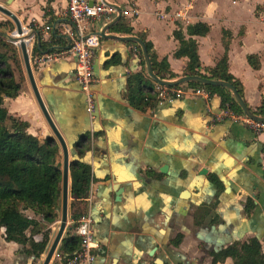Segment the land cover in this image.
Returning <instances> with one entry per match:
<instances>
[{
	"label": "crops",
	"instance_id": "0c3cea01",
	"mask_svg": "<svg viewBox=\"0 0 264 264\" xmlns=\"http://www.w3.org/2000/svg\"><path fill=\"white\" fill-rule=\"evenodd\" d=\"M106 1L121 9L135 5L139 13H122L114 25L118 15L112 20L96 19L89 23L87 32L108 27L107 35H135L152 42L157 60L169 62L173 78L168 80L188 75L190 70L189 57L175 55L180 45L175 29L181 28L186 38L197 39L204 68L214 67L221 59L225 52L223 30H230L229 70L242 82L247 104L252 108L260 105L264 97V0H231L229 7L219 0ZM0 3L13 12L25 35H15L16 22L1 11L0 33L21 38L37 31L28 43L34 79L66 142L75 145L84 135L90 138L84 159L92 166L93 180L80 207L94 220L97 264H157L159 259L160 264H209L211 252L253 237L264 250V132L257 134L231 119L219 120L223 111L219 94L210 97L188 92L151 110L137 108L128 99L127 87L129 75L143 70L140 56L133 50L138 44L101 36L94 60L96 108L90 114L74 75L73 57L43 65L33 60L38 37L41 43L50 44L56 29L65 43L53 47L67 46L65 27L72 25L68 0ZM245 6L249 17H242ZM258 7H262L260 13ZM177 11L185 12L188 19L176 18ZM160 12L167 15L162 18ZM121 21L132 33L117 30ZM200 21L210 24L211 30L205 36H193L192 26ZM17 49L26 70L22 50ZM249 54L259 55V69L250 65ZM145 72L149 76L146 66ZM25 77L26 86L19 96L6 100L9 111L28 121L33 135L40 139L52 136L58 141L27 73ZM188 84L183 87L188 89ZM59 161L63 168L61 145ZM165 166L166 172L162 171ZM204 169L206 173H201ZM71 199L70 189L65 234L75 223ZM249 199L254 205L251 210L247 209ZM60 219L61 215L52 229L57 224L59 228ZM0 230L4 235L5 228ZM180 234L183 238L175 244ZM152 249L155 251L150 254ZM57 264L67 263L59 256Z\"/></svg>",
	"mask_w": 264,
	"mask_h": 264
},
{
	"label": "trees",
	"instance_id": "16d2710c",
	"mask_svg": "<svg viewBox=\"0 0 264 264\" xmlns=\"http://www.w3.org/2000/svg\"><path fill=\"white\" fill-rule=\"evenodd\" d=\"M118 31L132 33V28L121 21ZM211 30V25L197 22L192 26L193 36H205ZM243 32L241 31L240 34ZM141 37V36H140ZM174 37L179 40L176 57H189V75H202L206 78L224 80L234 84L244 98V87L229 70V50L232 32L223 30L225 52L214 67L204 68L198 53V41L194 37L186 38L181 28L174 30ZM55 30L50 44L41 43L34 49L35 55H42L62 48L53 47L64 44L65 40ZM155 73L163 79H172L173 75L167 59L158 61L152 42L144 40ZM69 43V42H68ZM140 47V46H139ZM248 62L254 69L261 67L258 54H249ZM143 70L130 74L128 77V99L137 108L154 109L159 103L158 92L154 88L153 80L145 72V60L140 56ZM26 86V77L17 47L7 40L4 33H0V228H5L4 239L22 246L21 252L39 258L47 249L52 228L51 224L58 220V209L62 196V163L59 161L60 145L49 136L40 139L29 132L30 123L12 114L7 106V99L19 96ZM188 87L205 89L209 96L219 94L222 97V108L230 109L234 113L243 111L232 92L223 86L205 85L189 82ZM249 106V105H248ZM250 107V106H249ZM250 109L259 116H264V97L258 107ZM90 138L84 135L74 147L80 158L70 162L71 176V208L75 223L63 237L59 251L62 261L67 263L76 252L82 249V238L76 233L80 218L86 214L81 204L87 198L93 180L92 166L85 161V155L90 149ZM211 178L217 182L215 176ZM251 200L247 209L251 210ZM29 210L33 213L29 214ZM204 217V215H203ZM43 222L48 226H43ZM196 214V224H199ZM36 236H41L36 239ZM180 234L175 244L182 240ZM97 254V250H94ZM212 260L209 264H218L231 259L232 264H264V250L260 240L256 237L243 242H234L218 252H211Z\"/></svg>",
	"mask_w": 264,
	"mask_h": 264
},
{
	"label": "built area",
	"instance_id": "2783aa9c",
	"mask_svg": "<svg viewBox=\"0 0 264 264\" xmlns=\"http://www.w3.org/2000/svg\"><path fill=\"white\" fill-rule=\"evenodd\" d=\"M119 9L115 4L107 3L104 0H68L67 14L72 22V25L65 27V32L68 36V46L62 50H53L42 55H36L34 61L43 65L52 63L56 60L65 57H73L76 60L74 75L80 83L85 94L87 111L93 114L96 108V100L93 90V84L96 81L94 75V60L97 48L100 46V37L95 33H88V25L96 19L112 20L119 14ZM136 16L139 13L137 6L133 5L126 9H121V14ZM162 18L166 13L159 14ZM174 16L187 20L188 15L185 12L177 11ZM47 29H51L48 25ZM15 35L21 36L16 33ZM30 39V38H29ZM29 39H26L28 48ZM12 42L20 47L21 39L16 38ZM138 56H143L142 49L138 45L133 48ZM154 88L158 92L160 103L173 98H182L186 93L192 95L208 94L205 89L188 87L185 89L182 85L167 86L157 81H154ZM231 119L235 122H241L248 125L259 134L264 132V122L256 121L247 117L244 113L237 114L230 109H223L219 120ZM93 218L90 214H84L80 220L76 233L82 238L83 247L70 258L67 264H97V254L94 250L98 246L93 236Z\"/></svg>",
	"mask_w": 264,
	"mask_h": 264
},
{
	"label": "water",
	"instance_id": "95a60500",
	"mask_svg": "<svg viewBox=\"0 0 264 264\" xmlns=\"http://www.w3.org/2000/svg\"><path fill=\"white\" fill-rule=\"evenodd\" d=\"M12 0H9V2H11ZM105 2L109 3L108 1L104 0ZM119 9V14L116 17V19L112 22L111 25H114L118 20H120L121 18V7L117 6ZM0 11L9 15L10 17H12L14 19V21L16 22L17 28H16V33L20 34V35H25L24 34V29L21 25V23L19 22V20L16 18V16L13 14V12H11L9 9H7L5 6H3L0 3ZM56 26V25H55ZM108 27L105 28V30L100 31V32H95V34L103 37V38H112V39H118V40H122V41H130V42H135L137 43L141 49H142V53H143V57L145 60V66H146V70L148 75L150 76L151 79H153L154 81H157L163 85H167V86H179L182 85L184 83H189V82H195V83H201V84H205V85H213V86H223L228 88L235 100L237 101V103L239 104V106L241 107L243 113L251 118L254 119L256 121H261L264 122V116H259L257 114H255L250 107L248 106L247 102L245 101V99L242 97V95L240 94V92L238 91L237 87L228 82V81H224V80H216V79H210V78H206L202 75H185L182 76L178 79L175 80H168V79H163L160 78L154 71L153 69V63L147 48V45L145 43V41L143 39H141L138 36H116V35H107L106 34V29ZM33 33H37V31L32 32L31 34H26L27 36H22L21 39V43H20V48L22 50V55H23V59H24V64H25V68L31 83V86L34 90L35 96L37 98V101L40 105V108L48 122V124L50 125V127L52 128L56 138L58 139L61 148H62V152H63V179H62V196H61V219H60V225L59 228L57 230V233L46 253L45 259L43 261L42 264H50L55 252L57 251L60 242L62 241L64 234H65V230L67 227V222H68V218H69V195H70V180H71V176H70V162L72 160H83L82 158H80L78 156V154L76 153L75 149H74V144L72 143H68L66 142L65 138L63 137V135L61 134V132L58 130L57 126L55 125L54 121L52 120V117L49 113V111L47 110L42 97L40 95V92L38 90V87L36 85L35 79H34V75H33V71H32V66H31V59L28 53V48H27V44H26V39H29L33 36ZM11 40L16 41V38L14 37H10ZM41 43V39L40 37H38L37 39V44L38 46H40ZM70 153L72 154V158L70 160ZM166 168L167 166H165L162 171L166 172ZM206 169H204L201 173H206ZM122 188L119 190V194ZM155 251V249H152V251H150V254H153ZM162 261V259H159V261L157 260V264H160V262ZM112 264H116L115 261Z\"/></svg>",
	"mask_w": 264,
	"mask_h": 264
},
{
	"label": "rangeland",
	"instance_id": "374dc122",
	"mask_svg": "<svg viewBox=\"0 0 264 264\" xmlns=\"http://www.w3.org/2000/svg\"><path fill=\"white\" fill-rule=\"evenodd\" d=\"M219 1L222 5H225L228 7L231 4V0H219ZM245 5H246V2H245ZM261 10H262V7H258L257 12L260 13ZM249 16H250V13L247 9V6H245V10L242 14V17H249ZM7 40L11 44H13L15 47H17V45H15L9 37H7ZM17 48H19V47H17ZM24 73L26 76L27 71L25 69H24ZM28 212L33 213L31 210H29ZM59 215H61V200H60V206L58 209V216ZM48 225H49L48 223L43 222V226H48ZM55 227H56V229H52L50 241H49V244H48L46 251L37 259L34 258V256H28V255L22 253L21 252V249H22L21 245H19L17 247L15 245H12V244H9L8 242H6L4 239V235L1 233V230H0V264H42L44 259H45L46 253H47V251H48V249H49V247H50V245H51V243H52V241L56 235V232L58 230V224L55 225ZM59 253H60V251H59V247H58V249L55 252V255H54L50 264H57L58 258L60 256Z\"/></svg>",
	"mask_w": 264,
	"mask_h": 264
}]
</instances>
